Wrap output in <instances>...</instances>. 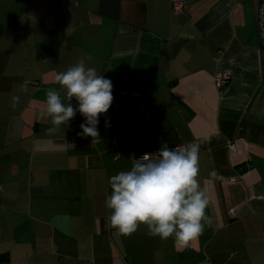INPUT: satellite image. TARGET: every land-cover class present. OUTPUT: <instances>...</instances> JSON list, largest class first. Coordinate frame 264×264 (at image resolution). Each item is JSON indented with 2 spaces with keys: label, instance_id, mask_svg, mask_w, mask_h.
Segmentation results:
<instances>
[{
  "label": "crops",
  "instance_id": "0c3cea01",
  "mask_svg": "<svg viewBox=\"0 0 264 264\" xmlns=\"http://www.w3.org/2000/svg\"><path fill=\"white\" fill-rule=\"evenodd\" d=\"M179 1L0 0V264H264L258 5ZM82 57L113 84L94 143L79 112L51 135L42 115L49 88L67 103L55 77ZM164 142L200 144L214 223L187 248L107 223L109 178Z\"/></svg>",
  "mask_w": 264,
  "mask_h": 264
},
{
  "label": "clouds",
  "instance_id": "9594fccd",
  "mask_svg": "<svg viewBox=\"0 0 264 264\" xmlns=\"http://www.w3.org/2000/svg\"><path fill=\"white\" fill-rule=\"evenodd\" d=\"M86 59L90 57L80 58L56 75V82L66 91L67 103L58 90L49 88L42 115L51 120L47 129L51 135L79 112L85 122L80 124L78 135L92 137L94 143L100 138L99 117L108 112L114 100L113 84L94 67L86 66ZM29 83L23 82L24 90ZM73 98L77 107L70 103ZM18 102L19 97H13V105ZM199 153L198 143L170 148L164 142L157 152L134 159L130 169L112 175L108 181L111 193L105 201L110 210L108 226L129 236L144 225L147 235L163 241L172 238L176 245L187 248L214 223L207 213L211 200L200 179Z\"/></svg>",
  "mask_w": 264,
  "mask_h": 264
},
{
  "label": "built area",
  "instance_id": "2783aa9c",
  "mask_svg": "<svg viewBox=\"0 0 264 264\" xmlns=\"http://www.w3.org/2000/svg\"><path fill=\"white\" fill-rule=\"evenodd\" d=\"M258 5V34H259V41L260 47L264 49V0H254ZM174 10L176 12H181L184 10V4L182 1L175 0ZM229 76L228 74H221L216 78V84L219 88L226 87L228 85ZM126 95L127 93L124 92ZM227 147L229 150L234 154H239L240 150L237 147L236 141L230 140L227 143ZM146 153L143 154H133L136 159L143 157ZM264 198V197H263ZM234 210H230V214H233Z\"/></svg>",
  "mask_w": 264,
  "mask_h": 264
}]
</instances>
